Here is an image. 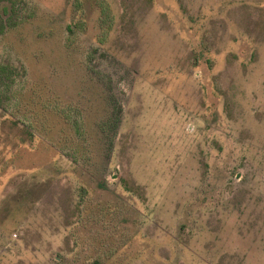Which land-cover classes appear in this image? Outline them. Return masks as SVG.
Listing matches in <instances>:
<instances>
[{
	"label": "rangeland",
	"instance_id": "1",
	"mask_svg": "<svg viewBox=\"0 0 264 264\" xmlns=\"http://www.w3.org/2000/svg\"><path fill=\"white\" fill-rule=\"evenodd\" d=\"M1 66L0 264H264V0H0Z\"/></svg>",
	"mask_w": 264,
	"mask_h": 264
},
{
	"label": "trees",
	"instance_id": "2",
	"mask_svg": "<svg viewBox=\"0 0 264 264\" xmlns=\"http://www.w3.org/2000/svg\"><path fill=\"white\" fill-rule=\"evenodd\" d=\"M67 28H69V27L67 26ZM0 68H1L0 70H3V68H5V67L1 66ZM76 202H77V205H76V208H77V206H79L81 204V195H79L78 200ZM77 210H80V209H77Z\"/></svg>",
	"mask_w": 264,
	"mask_h": 264
}]
</instances>
